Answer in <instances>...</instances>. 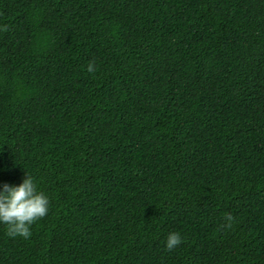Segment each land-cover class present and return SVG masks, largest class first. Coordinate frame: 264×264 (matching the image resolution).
<instances>
[{"label": "trees", "instance_id": "16d2710c", "mask_svg": "<svg viewBox=\"0 0 264 264\" xmlns=\"http://www.w3.org/2000/svg\"><path fill=\"white\" fill-rule=\"evenodd\" d=\"M3 25L0 186L50 207L0 224V264H264V0H0Z\"/></svg>", "mask_w": 264, "mask_h": 264}, {"label": "clouds", "instance_id": "9594fccd", "mask_svg": "<svg viewBox=\"0 0 264 264\" xmlns=\"http://www.w3.org/2000/svg\"><path fill=\"white\" fill-rule=\"evenodd\" d=\"M0 31L7 32V25L0 26ZM89 73H95L98 69L95 61H90L87 66ZM0 190V224L6 226V234L9 237L17 236L25 239L32 235L31 226L40 219L47 216L50 207L48 195L38 190L34 177L26 173V177L19 186L3 184ZM225 224H221V229H231L234 217L230 213L224 214ZM183 243L179 232L169 233L166 240V249L173 251Z\"/></svg>", "mask_w": 264, "mask_h": 264}]
</instances>
